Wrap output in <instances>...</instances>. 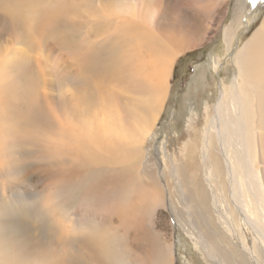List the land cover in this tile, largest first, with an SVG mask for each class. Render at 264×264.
Instances as JSON below:
<instances>
[{
  "label": "bare ground",
  "instance_id": "obj_1",
  "mask_svg": "<svg viewBox=\"0 0 264 264\" xmlns=\"http://www.w3.org/2000/svg\"><path fill=\"white\" fill-rule=\"evenodd\" d=\"M228 1L8 0L0 264H174L161 209L203 264H264V20L204 130L155 164L146 150L178 58L210 41ZM263 2L236 0L237 15ZM34 47L38 73L18 64Z\"/></svg>",
  "mask_w": 264,
  "mask_h": 264
},
{
  "label": "rangeland",
  "instance_id": "obj_2",
  "mask_svg": "<svg viewBox=\"0 0 264 264\" xmlns=\"http://www.w3.org/2000/svg\"><path fill=\"white\" fill-rule=\"evenodd\" d=\"M26 1L22 0L24 3ZM7 4L8 0H0V32L2 33H0V51L8 50L10 46H13L11 41V34L14 32L11 29L13 25L2 14ZM226 7L228 13H226V19L218 26L210 37V41L197 50L184 54L176 62L170 78L169 97L165 110L158 122L159 125L157 124L155 128L153 137L146 143V150L149 153L153 151V162L158 157L156 155L161 146V149L166 151L161 153L172 154L184 146L187 140H190L194 127L197 131L204 130L205 117L214 111L221 92L227 90L233 83V77L236 73L238 74L237 54L264 20V2L255 10L247 6L240 16L237 15L235 9L236 0H229ZM231 27L236 34L228 46L224 41V36ZM38 49L36 47L29 49L28 54L32 58L28 55L29 59L18 63L20 67L25 70L26 65L31 62L34 73H38L33 62V58L40 55ZM9 72L14 73L15 71L11 68ZM224 203V206L228 207L227 202ZM228 205L229 207L231 205L229 199ZM157 221V232H160L173 245L174 264H203L204 253L198 246L192 245L184 229L168 211L161 209L158 212ZM42 236L44 238V234Z\"/></svg>",
  "mask_w": 264,
  "mask_h": 264
},
{
  "label": "snow or ice",
  "instance_id": "obj_3",
  "mask_svg": "<svg viewBox=\"0 0 264 264\" xmlns=\"http://www.w3.org/2000/svg\"><path fill=\"white\" fill-rule=\"evenodd\" d=\"M249 3L252 4V0H249Z\"/></svg>",
  "mask_w": 264,
  "mask_h": 264
},
{
  "label": "trees",
  "instance_id": "obj_4",
  "mask_svg": "<svg viewBox=\"0 0 264 264\" xmlns=\"http://www.w3.org/2000/svg\"><path fill=\"white\" fill-rule=\"evenodd\" d=\"M175 73H176V70H175Z\"/></svg>",
  "mask_w": 264,
  "mask_h": 264
}]
</instances>
